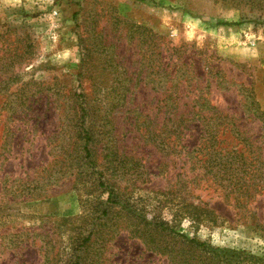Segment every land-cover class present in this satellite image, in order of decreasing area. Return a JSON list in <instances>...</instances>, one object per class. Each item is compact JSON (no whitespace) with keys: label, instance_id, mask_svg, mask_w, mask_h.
<instances>
[{"label":"rangeland","instance_id":"rangeland-1","mask_svg":"<svg viewBox=\"0 0 264 264\" xmlns=\"http://www.w3.org/2000/svg\"><path fill=\"white\" fill-rule=\"evenodd\" d=\"M81 103L94 170L82 159ZM207 104L248 147L228 133L214 154L201 138ZM261 112L264 0H0V264H67L97 219L81 264L212 259L160 236L153 247L173 256L155 251L127 213L264 264V194L237 191L223 157L238 144L264 158ZM95 170L120 196L105 219ZM12 189L22 196L11 201Z\"/></svg>","mask_w":264,"mask_h":264},{"label":"trees","instance_id":"trees-1","mask_svg":"<svg viewBox=\"0 0 264 264\" xmlns=\"http://www.w3.org/2000/svg\"><path fill=\"white\" fill-rule=\"evenodd\" d=\"M218 1H226V0H218ZM216 26H229L231 23L216 21L214 23ZM164 71V69H163ZM80 105V116L79 121L81 123L79 137L83 141L82 145V153H83V160L85 162V165L89 166L91 170H94L96 167L95 161L93 159V149L90 148L91 141L93 142V138L91 137V132H89L87 129L84 128L83 124H85V118L88 116L87 109L85 106ZM255 105L253 101H251V106ZM204 111L210 114L211 118L209 120H213L212 124H206V129L204 131V134H201V138H209L210 140L216 142L219 147L217 150H214L215 155H220V152L223 151L220 147V145L224 142V139H222L223 136H225L228 133H231L232 136H234V139L238 140V144L243 145L244 149L245 147L249 146L248 140L243 139L240 137L239 132L237 131L235 125H232L230 122L227 121L226 117L220 116V114L217 112L215 108L209 107L208 104L205 105ZM196 114H199L197 112ZM264 113H257L255 115V119L262 120L263 121ZM203 119V118H202ZM206 119V118H204ZM185 131H189L190 129L184 128ZM179 132V134H181ZM183 138L186 137L185 134H183ZM235 145V147H231V150L228 152H225L226 154L223 156H229L231 155L233 157V161L235 164V167L229 172L228 176H233L234 179V186H239L238 190H244V196H246L248 192V188L251 186L253 188V194L259 195L264 194V158L260 157V153H257V157L255 158H247V156L244 155V149L241 147V149H237L239 145ZM247 145V146H246ZM257 150H260L258 148ZM198 153L201 154V147L197 149ZM212 152V153H213ZM246 152V151H245ZM113 155V153H111ZM248 155L251 153L248 152ZM95 172L97 176V182L100 189H104V192L107 194V198L103 204V209L101 210V216L102 218H106L109 215V210L111 207L118 205L121 201L120 196L115 190L113 189V185L109 183L107 179H103V172L102 171H93ZM236 175V176H235ZM249 177L248 181L245 179L246 177ZM250 181L252 182L250 184ZM6 195L11 198V201H14L16 198L22 196L20 193H16L15 190H7ZM132 214V215H131ZM128 217L132 216L131 219L135 221L133 223L136 226L143 225L146 229L145 231L143 229H137L136 234L140 236V238L145 241L147 237H149V244L152 246V248L155 251L161 252L164 255H167L168 257H172L173 250L168 248L167 245L163 244L161 246L153 247L154 243V237L152 236H160L164 243L168 242L171 244H179L183 247L186 246L188 248L189 252L193 249L203 248L202 252H206L211 256L212 259L206 264H237L236 259L239 258V255L243 256L244 258L247 257V255L244 252H235L231 250H217L214 248L206 247L204 243H198L194 239H189L188 237L180 234L176 231L175 226H172V223L169 221H162L160 219L155 221H145L144 219L138 220L139 217L136 216L134 213H127ZM176 219L172 218V222H175ZM100 222L99 219H97V224ZM133 222V221H132ZM92 229L90 228L86 233L79 234L80 236L76 238L75 243L71 250V257L67 264H81V253L84 249H86L87 245L91 242V239L94 234L95 230V223H91ZM146 233H149V235H145ZM249 259H254L255 257L249 256ZM182 264H195V259L188 257V258H182L181 259ZM208 260V259H207ZM204 262V261H203ZM198 263L202 264V261L199 260ZM43 264H51V260H49L47 257H44ZM197 264V262H196Z\"/></svg>","mask_w":264,"mask_h":264}]
</instances>
